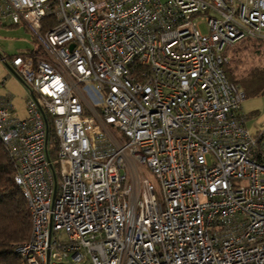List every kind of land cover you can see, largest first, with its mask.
Listing matches in <instances>:
<instances>
[{
	"label": "built area",
	"instance_id": "obj_1",
	"mask_svg": "<svg viewBox=\"0 0 264 264\" xmlns=\"http://www.w3.org/2000/svg\"><path fill=\"white\" fill-rule=\"evenodd\" d=\"M6 21L37 41L0 58L30 89L25 117L0 95L25 263L264 264V126L226 70L264 0H0Z\"/></svg>",
	"mask_w": 264,
	"mask_h": 264
},
{
	"label": "rangeland",
	"instance_id": "obj_2",
	"mask_svg": "<svg viewBox=\"0 0 264 264\" xmlns=\"http://www.w3.org/2000/svg\"><path fill=\"white\" fill-rule=\"evenodd\" d=\"M200 20H204L201 17ZM204 32L208 28L204 22L201 24ZM32 31L27 29L24 23L20 25L6 21L0 24V54L7 58L18 54L20 51L33 48L37 41ZM252 42V41H251ZM249 42L235 44L227 49L231 58V67L235 74L233 82H236L244 90L246 95L243 101L242 112L247 116L246 126L252 134L264 126V40L256 41L254 45ZM5 62L0 59V95L10 94L16 108V113L25 117L26 99L30 95L29 87L11 72ZM231 80V79H230ZM153 177L150 172L145 171Z\"/></svg>",
	"mask_w": 264,
	"mask_h": 264
},
{
	"label": "trees",
	"instance_id": "obj_3",
	"mask_svg": "<svg viewBox=\"0 0 264 264\" xmlns=\"http://www.w3.org/2000/svg\"><path fill=\"white\" fill-rule=\"evenodd\" d=\"M244 42H254L253 44L258 46L256 41ZM231 61L226 70L233 82L235 72ZM7 152L0 140V264H27L16 250L31 237V214L22 190L15 181L16 162Z\"/></svg>",
	"mask_w": 264,
	"mask_h": 264
},
{
	"label": "water",
	"instance_id": "obj_4",
	"mask_svg": "<svg viewBox=\"0 0 264 264\" xmlns=\"http://www.w3.org/2000/svg\"><path fill=\"white\" fill-rule=\"evenodd\" d=\"M1 55V54H0ZM6 66H8V65H6ZM9 67V69L11 70V72L13 73V74H15L18 78L20 77V76H18V74L16 73V71H14L13 70V68L11 67V66H8ZM20 80H22L21 78H19Z\"/></svg>",
	"mask_w": 264,
	"mask_h": 264
}]
</instances>
